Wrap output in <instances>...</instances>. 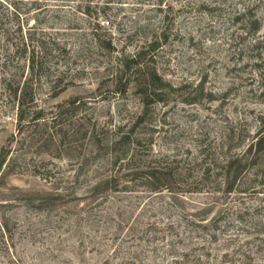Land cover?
I'll return each mask as SVG.
<instances>
[{
	"label": "rangeland",
	"instance_id": "1",
	"mask_svg": "<svg viewBox=\"0 0 264 264\" xmlns=\"http://www.w3.org/2000/svg\"><path fill=\"white\" fill-rule=\"evenodd\" d=\"M262 136L264 0H0V264H264Z\"/></svg>",
	"mask_w": 264,
	"mask_h": 264
},
{
	"label": "trees",
	"instance_id": "2",
	"mask_svg": "<svg viewBox=\"0 0 264 264\" xmlns=\"http://www.w3.org/2000/svg\"><path fill=\"white\" fill-rule=\"evenodd\" d=\"M256 30H259V27H256ZM154 46H151V48ZM145 53L143 51H141L140 53L137 54V56L134 57V59L131 60H124V65H123V73H127L128 71H130V69L139 67V64L141 62H143V59H145ZM29 63H30V69H31V75L33 77H36L37 72L41 69V65L38 66V64H36L35 62V56L34 53H32L30 59H29ZM143 67V66H142ZM37 69V72L36 70ZM150 70H148L149 72ZM30 78H33V77ZM117 76H119V82L122 83L123 79H127V76H123L122 74H118ZM150 77H151V83L149 81V86L150 85H154L156 84H163L162 83V79L157 75L156 71H151L150 72ZM127 83V82H126ZM120 87L122 86V84L119 85ZM123 87H127V85H123ZM147 89V87L145 88ZM123 91L126 92V89H124ZM143 93H145L146 91L141 90ZM27 88L23 89L20 92V96H18L17 92L15 93V98H18V107H23L24 106V101L27 99ZM158 96V95H156ZM31 103L35 105L34 103V99L31 100ZM71 104L74 106V102H71ZM23 115V111H21V116H19V130L23 129L22 123L25 122V118L22 116ZM59 115V114H58ZM40 116H35L33 118H31V120H29V124H32L33 122H37L39 121L41 118ZM255 152L256 155V159L257 157L264 155V136L260 137V139L257 140L256 144H254V146L250 147V153L251 151ZM5 154L3 153V156H0V172L5 164ZM255 159V160H256ZM238 160H232L230 162L227 163V165L224 167L225 170V180L229 183L230 187L233 188V186L235 185V183L239 180V178L242 176V171L240 170V166L237 165ZM167 177L164 178V176H162L160 174V172H157L156 169L151 170L150 172H148L147 174H145L141 179H145L146 182L150 183V184H154L157 186V184L162 183L163 179H167Z\"/></svg>",
	"mask_w": 264,
	"mask_h": 264
}]
</instances>
